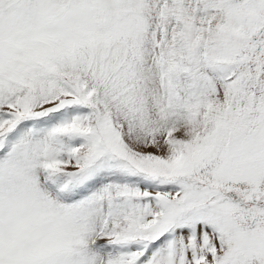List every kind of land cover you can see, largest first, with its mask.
Segmentation results:
<instances>
[{
	"label": "snow or ice",
	"instance_id": "obj_1",
	"mask_svg": "<svg viewBox=\"0 0 264 264\" xmlns=\"http://www.w3.org/2000/svg\"><path fill=\"white\" fill-rule=\"evenodd\" d=\"M0 264H264V0H0Z\"/></svg>",
	"mask_w": 264,
	"mask_h": 264
}]
</instances>
